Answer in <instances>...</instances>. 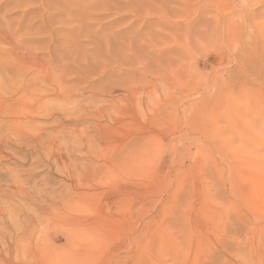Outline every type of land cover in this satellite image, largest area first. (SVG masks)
<instances>
[{
  "label": "rangeland",
  "instance_id": "rangeland-1",
  "mask_svg": "<svg viewBox=\"0 0 264 264\" xmlns=\"http://www.w3.org/2000/svg\"><path fill=\"white\" fill-rule=\"evenodd\" d=\"M0 22L27 43L0 188L88 195L79 264H264V0H0Z\"/></svg>",
  "mask_w": 264,
  "mask_h": 264
},
{
  "label": "bare ground",
  "instance_id": "bare-ground-1",
  "mask_svg": "<svg viewBox=\"0 0 264 264\" xmlns=\"http://www.w3.org/2000/svg\"><path fill=\"white\" fill-rule=\"evenodd\" d=\"M0 75V111L16 115L19 108L27 107V43L24 36L4 28L1 22ZM57 78L51 81L58 83ZM49 80L44 81L50 84ZM10 176L12 182L0 188V264H79L78 247H83L88 262L91 227L87 219L81 223L77 214L78 198L83 199V210L89 211L90 197L79 195L74 187L30 193L19 175ZM18 197L27 198L29 203L15 202ZM64 230L69 233V241L62 249L55 246V241Z\"/></svg>",
  "mask_w": 264,
  "mask_h": 264
}]
</instances>
